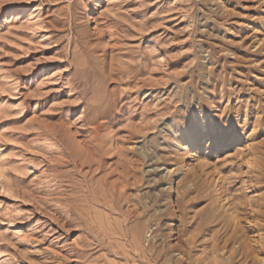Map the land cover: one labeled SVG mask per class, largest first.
<instances>
[{
	"label": "rangeland",
	"instance_id": "1",
	"mask_svg": "<svg viewBox=\"0 0 264 264\" xmlns=\"http://www.w3.org/2000/svg\"><path fill=\"white\" fill-rule=\"evenodd\" d=\"M217 245L264 264V0H0V264Z\"/></svg>",
	"mask_w": 264,
	"mask_h": 264
},
{
	"label": "bare ground",
	"instance_id": "2",
	"mask_svg": "<svg viewBox=\"0 0 264 264\" xmlns=\"http://www.w3.org/2000/svg\"><path fill=\"white\" fill-rule=\"evenodd\" d=\"M225 8V7H224ZM226 14V13H225ZM203 19V18H202ZM219 56V55H218ZM187 65H188V63H187ZM201 66V65H200ZM222 73V72H221ZM223 74V73H222ZM224 75V74H223ZM215 80V79H214ZM220 86V85H219ZM218 87V86H217ZM212 91V90H211ZM209 98V97H208ZM208 101V100H207ZM209 103H211V101L209 102ZM212 104V103H211ZM211 106V105H210ZM200 109V108H199ZM203 118L204 117H202V120H203ZM174 122V121H173ZM201 123V122H200ZM202 127H203V129H206V125H205V123H204V120L202 121ZM201 135L200 134H196V136H195V138L192 140L190 137H188V139H189V141H190V143L191 144H193V145H198L199 144V142H200V139H201ZM170 180V179H169ZM102 189V188H101ZM107 189V188H106ZM105 191V190H104ZM127 197V196H126ZM131 203V202H130ZM80 208V207H79ZM240 211V210H239ZM130 212H132V211H130ZM136 212V211H135ZM226 213V212H225ZM242 213V212H241ZM239 214V213H238ZM221 216V215H220ZM235 216H238V215H235ZM234 216V217H235ZM237 218V217H236ZM229 219V218H228ZM231 219V218H230ZM230 219L228 220V222L230 221ZM233 219V218H232ZM240 218H238V220H239ZM235 220V219H234ZM233 220V221H234ZM219 221V220H218ZM220 221H221V219H220ZM235 222V221H234ZM237 222H239V221H237ZM218 225H220V222L217 224V226ZM225 228V227H224ZM215 229V228H214ZM221 229L222 228H218L217 227V234H219L220 235V232H221ZM235 229V228H234ZM232 230V229H231ZM150 231V230H149ZM139 233H140V231H139ZM228 236H229V234H228ZM217 239H219V238H217ZM241 239V238H240ZM239 239V240H240ZM243 239V238H242ZM136 241V240H135ZM138 241V240H137ZM229 241H231L229 238L228 239H226V243L227 242H229ZM237 242V241H236ZM140 243V242H139ZM232 243V242H231ZM238 243V242H237ZM240 243V242H239ZM227 244H229V243H227ZM235 244V243H234ZM244 244V243H243ZM137 245V244H136ZM140 245V244H139ZM232 245V244H231ZM236 245V244H235ZM238 246V245H237ZM236 246V247H237ZM235 247V246H234ZM232 248V247H231ZM239 248H240V251L241 250H243L242 249V245H239ZM141 249V248H140ZM150 250V249H149ZM237 250H238V247H237ZM239 251V252H240ZM141 252H143V250L142 251H140V253ZM235 250H233V249H230V247H228V246H226V245H223V246H220V245H217L216 247H215V255H216V263L215 264H236V262H237V258H236V256H235ZM154 254V253H153ZM242 253H240V255H241ZM141 255V254H140ZM149 255V254H148ZM179 255V254H178ZM214 255V256H215ZM145 256V255H144ZM141 257V256H140ZM150 257V256H149ZM180 257V256H179ZM178 257V258H179ZM239 257V256H238ZM142 258V257H141ZM153 258V257H152ZM182 258V257H181ZM146 259V258H145ZM148 259V258H147ZM260 259V258H259ZM183 260V259H182ZM179 261L180 262H182L181 261V259H179ZM148 262H150L149 260H148ZM241 263V261L239 262V264ZM180 264V263H179Z\"/></svg>",
	"mask_w": 264,
	"mask_h": 264
}]
</instances>
